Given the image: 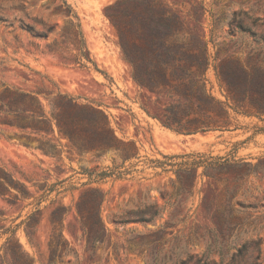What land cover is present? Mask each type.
Wrapping results in <instances>:
<instances>
[{
    "label": "rangeland",
    "instance_id": "rangeland-1",
    "mask_svg": "<svg viewBox=\"0 0 264 264\" xmlns=\"http://www.w3.org/2000/svg\"><path fill=\"white\" fill-rule=\"evenodd\" d=\"M48 1L40 0L33 14L47 15L40 8ZM117 1L68 0L80 17L87 47L100 71L93 67L87 71L37 53L25 33L11 34L0 23V94L5 89L33 93L48 115L51 100L59 95L98 107L108 116L117 138L135 143L138 153L126 162L115 151L79 154L57 131L24 134L4 124L5 118L15 122L13 116L0 115V168L31 196L15 205L0 196V225H20L17 238L34 264H49L50 216L60 204L67 209L61 227L63 239L74 252L55 264H220L223 259L229 262L252 239L262 241L264 264V176L251 175L235 182L232 174H225L221 178L228 182H221V178L203 176L200 168L188 194L179 191L186 177L177 172L182 163L210 157L252 164L264 159V117L235 112L217 76L223 63L231 69H264V27H260L264 24V0H162L187 30L174 40L207 44V88L231 112V131L194 136L177 134L160 120L167 108L185 107L183 98L165 91L154 93L135 81L118 32L104 12ZM240 10L248 12L247 18L234 15ZM165 156L179 158L167 160ZM150 161L166 164L162 167ZM111 171L116 175L105 179L87 174ZM118 173L125 175L119 177ZM226 186L235 191L231 202ZM88 188L105 194L100 217L106 242L94 250L87 249L76 207ZM237 201L255 207L242 208ZM150 204L161 212L154 223L126 218V211ZM37 209L41 210L39 223L30 239L23 222ZM217 212L228 225L231 216H237L239 226L226 225L220 234L214 217ZM5 240L6 236L0 238V248Z\"/></svg>",
    "mask_w": 264,
    "mask_h": 264
},
{
    "label": "trees",
    "instance_id": "trees-1",
    "mask_svg": "<svg viewBox=\"0 0 264 264\" xmlns=\"http://www.w3.org/2000/svg\"><path fill=\"white\" fill-rule=\"evenodd\" d=\"M8 1H0V23L11 34L18 31L25 33L31 40L30 46L37 53L57 57L80 69L90 71L93 67L100 71L87 47L80 17L68 0H49L43 4L40 11L47 15L33 14L40 0ZM104 12L118 32L122 52L133 67L135 81L154 93L165 91L167 95L174 94L185 100V107L179 104L164 111L160 119L164 127L184 136L231 131L229 106L212 97L207 88L206 74L210 67L207 44L203 41L192 43L174 40L186 34L187 30L179 15L167 3L162 0H118L107 6ZM247 14L240 10L234 15L247 18ZM260 27H264V24ZM261 40L264 41L263 37ZM15 41L19 42L17 35ZM217 76L228 99L233 102L235 112L264 117V69H231L223 63L217 70ZM51 108L48 115L37 95L19 89H5L0 94V115L13 116L15 119L13 122L5 118L4 124L18 128L24 134H55L57 131L59 137L67 140L70 148L79 154L115 151L124 162L137 158L135 143L119 140L108 116L98 107L80 104L66 95H59L57 100H51ZM22 138L30 139L29 136ZM41 148L45 149L43 146ZM176 158L179 156H165L167 160ZM150 162L162 167L166 164L161 161ZM181 165L177 172L179 176H185L186 180L179 191L188 194L194 188L200 168L204 169L203 176L214 179L232 174L235 182L251 175L264 176V159L252 164L245 160L210 157ZM87 174L102 179L116 175L114 171ZM118 174L119 177L125 175ZM219 180L228 182L223 178ZM226 192L231 196V202L235 198V191L226 186ZM0 196L11 205L31 197L22 185L1 168ZM104 200L105 194L100 189L88 188L76 205L88 250H94L96 245L106 242L107 234L100 217ZM237 204L242 208L255 207L242 201H237ZM40 213L41 210L37 209L23 222L26 223L30 239L39 223ZM66 213L67 209L60 204L50 216L53 234L49 242V264H55L63 255L74 252L61 232ZM125 214L128 220L143 223H154L161 218L160 210L153 204L126 211ZM214 217L222 234L221 231L228 225L227 221L218 212ZM238 220L237 216L232 215L228 226L233 224L238 227ZM19 227L0 225V238L6 236L0 248V264H34L17 238ZM247 255L250 256L248 263H245ZM204 264L217 263L207 261ZM220 264H263L261 239L245 242L229 262L223 259Z\"/></svg>",
    "mask_w": 264,
    "mask_h": 264
}]
</instances>
